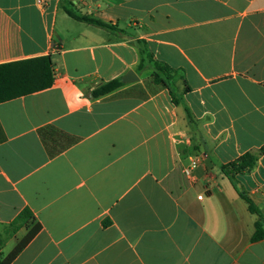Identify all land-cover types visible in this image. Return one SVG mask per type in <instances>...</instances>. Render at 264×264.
Returning a JSON list of instances; mask_svg holds the SVG:
<instances>
[{
    "label": "crops",
    "instance_id": "crops-1",
    "mask_svg": "<svg viewBox=\"0 0 264 264\" xmlns=\"http://www.w3.org/2000/svg\"><path fill=\"white\" fill-rule=\"evenodd\" d=\"M64 1L0 0V65L54 66L0 103V261L40 224L10 264H264V153L236 175L259 214L221 169L264 149V0H73L119 31ZM136 40L177 70L179 105Z\"/></svg>",
    "mask_w": 264,
    "mask_h": 264
},
{
    "label": "trees",
    "instance_id": "trees-1",
    "mask_svg": "<svg viewBox=\"0 0 264 264\" xmlns=\"http://www.w3.org/2000/svg\"><path fill=\"white\" fill-rule=\"evenodd\" d=\"M74 6L73 1H64V8L66 12L74 19L109 31H119L118 28L112 24L80 14ZM136 45L140 53V63L138 65V69L141 71L148 65L151 66L153 68V82L167 88L172 95L173 102L176 105H179L180 100L173 91L171 83L172 77L177 70L167 64L157 61L150 51L147 42L144 40H136ZM53 81L54 66L52 59L49 56L0 65V103L48 89L52 86ZM124 85L125 83L123 82L122 77H118L99 86L93 91V95L95 97L103 96L116 91ZM186 91H189L188 87H186ZM263 153L264 149L260 150L258 153L247 152L237 160L223 165L221 168L224 175L232 181L234 187L240 193V196L248 202L249 209L254 214H259V210L247 194L239 189L236 175L239 173L244 174L251 172L257 164L258 157ZM26 216L33 217L29 208L25 209L16 218L14 223L21 220L23 221L26 219ZM40 229V224L34 225L26 236L17 244V246L3 260L0 261V264H10L34 238ZM257 230L259 236H264L260 220L257 222Z\"/></svg>",
    "mask_w": 264,
    "mask_h": 264
},
{
    "label": "water",
    "instance_id": "water-1",
    "mask_svg": "<svg viewBox=\"0 0 264 264\" xmlns=\"http://www.w3.org/2000/svg\"><path fill=\"white\" fill-rule=\"evenodd\" d=\"M122 80L124 83H130L134 81H139V77L133 70H130L125 76L122 77Z\"/></svg>",
    "mask_w": 264,
    "mask_h": 264
},
{
    "label": "rangeland",
    "instance_id": "rangeland-1",
    "mask_svg": "<svg viewBox=\"0 0 264 264\" xmlns=\"http://www.w3.org/2000/svg\"><path fill=\"white\" fill-rule=\"evenodd\" d=\"M26 222H27V220L24 222V221H17L16 223H14V228L15 229H20V228H22V227H25L26 226ZM23 239V238H22ZM21 239V240H22ZM1 244H2V240L0 239V246H1ZM5 253H7V252H5Z\"/></svg>",
    "mask_w": 264,
    "mask_h": 264
},
{
    "label": "built area",
    "instance_id": "built-area-1",
    "mask_svg": "<svg viewBox=\"0 0 264 264\" xmlns=\"http://www.w3.org/2000/svg\"><path fill=\"white\" fill-rule=\"evenodd\" d=\"M197 164H198V159L192 160L191 167L186 170V173L190 174L191 173V169L194 168V167H196Z\"/></svg>",
    "mask_w": 264,
    "mask_h": 264
}]
</instances>
